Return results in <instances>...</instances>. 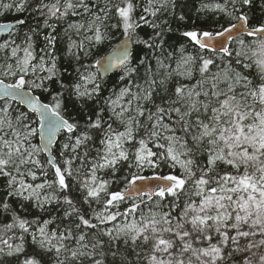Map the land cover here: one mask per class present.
<instances>
[{
  "label": "snow or ice",
  "instance_id": "obj_1",
  "mask_svg": "<svg viewBox=\"0 0 264 264\" xmlns=\"http://www.w3.org/2000/svg\"><path fill=\"white\" fill-rule=\"evenodd\" d=\"M0 264H264V0H0Z\"/></svg>",
  "mask_w": 264,
  "mask_h": 264
}]
</instances>
